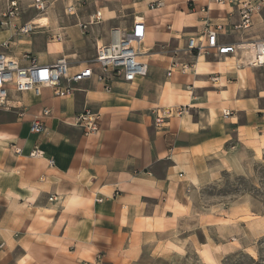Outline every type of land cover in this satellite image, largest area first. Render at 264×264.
<instances>
[{
  "label": "crops",
  "instance_id": "crops-1",
  "mask_svg": "<svg viewBox=\"0 0 264 264\" xmlns=\"http://www.w3.org/2000/svg\"><path fill=\"white\" fill-rule=\"evenodd\" d=\"M223 1L164 0L158 8L147 7L141 60L148 74L135 83L116 82L105 91L92 78L73 84L66 98L49 89L39 97L9 92L0 109V264H182L189 248H196L187 247L179 232L189 212L187 191L207 172L212 175L219 158L229 165L235 143L254 158L264 155V80L258 71L183 52L206 26L223 27L220 43L264 38L261 10H253L250 27L234 31L249 0ZM259 1L251 0L252 6ZM100 13L104 26L94 47L108 43L110 30L120 28L107 24L109 12ZM76 22L55 26L77 31ZM5 33L1 40L12 35ZM18 43L38 64L66 58L70 74L87 62L73 59L72 50L68 54L79 42L64 41L59 53L39 37ZM7 51L28 65L20 51ZM180 66L192 69L183 72ZM164 107L185 109L155 127L153 113ZM42 109L50 110L44 121L48 134L31 135L30 123ZM83 111L102 115L98 133L84 136L75 125L73 117ZM34 145L43 157H29Z\"/></svg>",
  "mask_w": 264,
  "mask_h": 264
},
{
  "label": "rangeland",
  "instance_id": "rangeland-1",
  "mask_svg": "<svg viewBox=\"0 0 264 264\" xmlns=\"http://www.w3.org/2000/svg\"><path fill=\"white\" fill-rule=\"evenodd\" d=\"M11 1H16L21 8L17 20L12 19L11 25L31 22L43 14L48 18V24L40 29L35 26L37 31L29 36L14 35L10 27L0 28V42L2 35L7 34L5 32L12 33L9 38H4L10 43L8 53H22L24 46L18 43L22 37L33 41L39 37L50 42L48 47H57L58 53L64 49V41L71 40L72 45L81 43L68 49V54L72 50V58L78 61L93 57L95 39L104 25L91 26L94 33L91 27L83 32L79 27L72 31V27L59 29V26L78 23L77 19L103 10L109 12L111 18L107 24L124 28L135 18L142 20L148 7L147 0H43L42 9L37 10L35 0H0V22L5 21L3 14L8 11ZM259 3L264 17V0ZM56 21L59 26H55ZM56 29L69 32L56 41L53 39ZM255 70L262 83L264 67ZM233 156L229 165L223 158L215 161L218 165L210 169L212 175L207 172L193 191H187L185 202L189 212L181 220L179 232L187 247L195 244L196 248L191 246L187 254L185 252L182 264H264V155L261 157L258 153L254 158L252 152L235 143ZM219 161L223 163L219 164Z\"/></svg>",
  "mask_w": 264,
  "mask_h": 264
},
{
  "label": "built area",
  "instance_id": "built-area-1",
  "mask_svg": "<svg viewBox=\"0 0 264 264\" xmlns=\"http://www.w3.org/2000/svg\"><path fill=\"white\" fill-rule=\"evenodd\" d=\"M164 0H148V9L153 10L162 5ZM217 4H224L223 0H214ZM35 8L42 9L43 0H35ZM8 11L3 14L5 21L0 22V28L10 27L17 36H29L37 31L30 21L15 23L11 25V20L16 19L21 13V8L16 1H11ZM260 3L252 6L251 0L242 3L240 9L241 23L233 27V30L246 29L251 26L252 13L260 11ZM17 20V19H16ZM102 16L99 11L87 16L86 22H78V27L86 32L93 25L100 24ZM223 29L220 25L206 26L201 34L187 40L183 52L199 56L212 55L217 59L233 60V68L241 69L248 67L257 69L264 67V38L255 42H240L236 44L220 43L218 32ZM146 36V25L141 21H134L130 26L124 28H113L110 30V41L106 44L96 45L93 57L76 73L70 74L68 60L59 57L50 64H38L36 59L30 54H23L22 59L28 65L21 66L16 60L11 59L6 51L10 43L6 40L0 42V109L5 105L10 91L15 93H32L39 97L42 89H49L56 98H66L73 91V84L80 83L95 78L103 85L105 91H110L113 83L132 84L138 79L148 74V64L141 60L144 54L141 46ZM222 36H225L223 34ZM56 41L61 40L60 34H55ZM174 62L171 67H176ZM181 70L192 69L191 66H180ZM168 71V76L170 75ZM212 83H217L219 77L213 75L210 78ZM184 107L158 108L154 111L153 124L160 127L174 116L184 113ZM229 112L224 111L223 116H229ZM22 116V115H21ZM50 116V110L42 109L30 123L29 132L31 135L48 134L44 121ZM102 115L99 112L83 111L75 114L73 122L79 126L84 136L93 135L100 131ZM44 153L38 145H34L29 153L30 158H41ZM53 165L52 160L48 162Z\"/></svg>",
  "mask_w": 264,
  "mask_h": 264
},
{
  "label": "bare ground",
  "instance_id": "bare-ground-1",
  "mask_svg": "<svg viewBox=\"0 0 264 264\" xmlns=\"http://www.w3.org/2000/svg\"><path fill=\"white\" fill-rule=\"evenodd\" d=\"M135 20L136 21H141V19H139V18H135ZM30 24L34 25V27L36 26V28L40 29V27L47 26L48 18L43 14L41 16H37L36 18H33V20L30 22ZM142 53L146 54V52H142Z\"/></svg>",
  "mask_w": 264,
  "mask_h": 264
}]
</instances>
